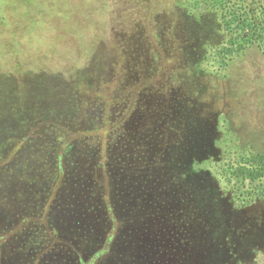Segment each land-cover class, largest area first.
Masks as SVG:
<instances>
[{
  "label": "rangeland",
  "instance_id": "1",
  "mask_svg": "<svg viewBox=\"0 0 264 264\" xmlns=\"http://www.w3.org/2000/svg\"><path fill=\"white\" fill-rule=\"evenodd\" d=\"M205 1L78 0L60 7L61 20L75 34L76 19L83 21L80 33L87 34L99 20L96 12L104 14L91 55L77 48L76 38V49L68 47L79 76H62V94L72 104L68 117L62 110L56 116L47 112L53 134L79 147L78 173L87 178L70 220L73 229H58L70 253L87 258L107 249L93 264H243L232 262L226 249L231 231L237 235L229 244L247 256L249 247L243 251L237 239L242 223L226 222L223 229L218 213L217 191L227 190L232 172V134L219 150L206 147L213 126L225 125L220 112L234 118L232 100L246 68L236 65L237 73L223 86L218 65L202 58L198 37H208L210 25L206 15L196 19V9ZM55 38L71 43L69 37ZM191 156L199 161L192 163ZM247 183L233 191L231 206L264 198V175ZM82 220L85 227L75 224ZM44 229H37L40 247L48 250L58 238ZM252 255L248 264H264V246Z\"/></svg>",
  "mask_w": 264,
  "mask_h": 264
},
{
  "label": "trees",
  "instance_id": "2",
  "mask_svg": "<svg viewBox=\"0 0 264 264\" xmlns=\"http://www.w3.org/2000/svg\"><path fill=\"white\" fill-rule=\"evenodd\" d=\"M77 1L0 0V264H93L107 251L99 248L84 258L70 253V244L58 234L61 226L73 229L70 220L87 178L78 173L79 147L61 140L59 132L53 134L47 112L56 116L62 110L60 114L68 117L72 104L62 94V76L79 77L70 65L68 47H73L76 38L77 48L91 55L99 37L95 28L104 15L96 12L99 23L93 21L87 34L80 33L83 21L76 19L75 34V27L62 21L59 9L71 8ZM196 11V19L206 15L210 25L209 36L198 37L202 58L218 65L223 84L232 78V71L237 73L236 65L246 68L232 100L235 111L231 115L237 123L221 111L225 125L213 126L206 151L219 150L221 141H227L225 136L232 134L227 190L221 192L219 181L208 175L219 188L221 227L225 229L226 222L242 223L237 239L243 251L248 249L246 259L235 253V244H229L237 235L231 231L226 238L228 256L232 262L248 264L253 249L264 246V198H255L248 206L231 204L234 190L239 192L246 182L251 184L264 175V0H206ZM55 36L69 37L71 43L58 44ZM58 147L62 153H56ZM192 160L199 161L195 156ZM85 223L75 224L85 227ZM42 228L58 238L51 249L40 247L42 236L37 229Z\"/></svg>",
  "mask_w": 264,
  "mask_h": 264
}]
</instances>
